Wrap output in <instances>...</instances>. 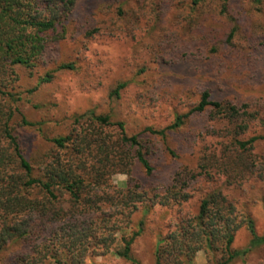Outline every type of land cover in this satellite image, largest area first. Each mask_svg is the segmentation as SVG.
Wrapping results in <instances>:
<instances>
[{"label": "rangeland", "instance_id": "rangeland-1", "mask_svg": "<svg viewBox=\"0 0 264 264\" xmlns=\"http://www.w3.org/2000/svg\"><path fill=\"white\" fill-rule=\"evenodd\" d=\"M63 62L72 68L56 71L51 83L28 93L40 74ZM41 64L32 70L20 65L0 70L1 90L18 97L20 111L39 123L24 127L22 134L33 165L51 148L50 137L68 132L74 114L111 109L115 118L127 123L128 132L136 134L146 126H167L174 113L193 108L205 88L215 100L247 106L251 122L242 138L263 133L264 3L231 0L230 12L223 15L219 0L198 4L194 0H76L64 38L50 43ZM121 81L127 82L126 87L119 99L111 101L109 93ZM141 135L154 172L147 177L134 168L145 198L130 223L144 220L131 247L139 264H154L157 240L178 218L196 214L200 198L213 189L233 202L239 215L249 214L256 233L264 235V140H257L245 154L250 163L247 170L242 164L238 169L231 165L230 175L208 167V173L182 190L189 199L178 203L171 197L180 187V183L171 185L174 174L183 170L199 174L206 155H221L222 148L232 147L230 126L212 120L207 109L192 113L165 137ZM126 178L117 173L111 182L122 186ZM156 196L170 199L161 205ZM152 203L148 214H143V206ZM250 239L242 225L231 248L244 249ZM20 249L19 242L2 248L0 264H14ZM219 256L200 250L191 264H216ZM84 264L132 263L108 252L88 255ZM229 264H264V243Z\"/></svg>", "mask_w": 264, "mask_h": 264}, {"label": "trees", "instance_id": "trees-1", "mask_svg": "<svg viewBox=\"0 0 264 264\" xmlns=\"http://www.w3.org/2000/svg\"><path fill=\"white\" fill-rule=\"evenodd\" d=\"M230 1L219 0L223 15L230 12ZM75 5L76 0H0V70L5 71L8 65L39 68L50 43L64 38ZM71 68L72 64L63 62L45 71L28 93L51 83L56 71ZM126 84L121 81L110 91L111 101L119 99ZM17 101L18 97L3 92L0 86V251L19 242L22 249L14 264H84L88 255L108 252L139 264L131 247L144 220L134 226L130 223L145 198L134 168L147 177L154 172L141 134L165 137L192 113L207 109L212 120L230 126L232 147L222 148L221 155H206L199 174L185 170L174 174L171 185L180 183V187L171 197L178 203L189 199L182 190L198 175L208 173V167L230 175L231 165L238 169L242 164L247 170L250 163L245 154L257 140H264V119L260 121L262 134L242 138L251 122L247 106L215 100L205 88L197 104L185 113H174L170 124L161 129L146 126L136 134L128 132L127 123L115 118L111 109L74 114L68 132L50 137L51 148L33 165L22 145V134L24 127L39 123L28 120ZM117 173L127 177L122 186L111 182ZM169 199L158 198V203L165 205ZM152 205L143 206V214H148ZM242 225L251 235L249 244L232 249L235 232ZM262 243L264 235L256 233L253 218L239 215L236 205L213 189L200 198L196 214L178 218L157 240L154 264H191L200 250L219 253L216 264H229Z\"/></svg>", "mask_w": 264, "mask_h": 264}]
</instances>
